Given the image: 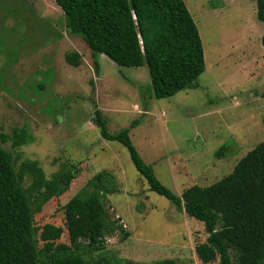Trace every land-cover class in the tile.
I'll use <instances>...</instances> for the list:
<instances>
[{"label": "rangeland", "instance_id": "obj_1", "mask_svg": "<svg viewBox=\"0 0 264 264\" xmlns=\"http://www.w3.org/2000/svg\"><path fill=\"white\" fill-rule=\"evenodd\" d=\"M184 1L199 30L205 70L196 86L156 98L147 90L146 65L122 66L99 54L95 71L89 47L67 32L55 0H0V132L25 126L34 137L14 150L9 143L1 146L18 152V162L36 160L47 178L62 168L78 170L68 191L44 203L34 223L64 227L56 242L69 244L66 202L101 171L111 173L117 186L104 200L111 239L95 246L80 240L79 246L49 252L39 242L42 262L79 255L88 264H153L166 258L202 264L195 246L206 239L203 222L150 190L127 148L103 139L92 121L100 109L115 133L138 119L130 138L176 195L218 181L264 139V23L256 17V1ZM69 51L81 55L79 66L66 62ZM223 146V155L216 156ZM230 254L235 261L234 251Z\"/></svg>", "mask_w": 264, "mask_h": 264}, {"label": "trees", "instance_id": "obj_2", "mask_svg": "<svg viewBox=\"0 0 264 264\" xmlns=\"http://www.w3.org/2000/svg\"><path fill=\"white\" fill-rule=\"evenodd\" d=\"M256 1V17L264 23V0ZM64 13L67 32L80 36L91 51L95 71L98 55L105 54L122 66L146 65L148 89L156 98L169 97L198 84L205 70L202 40L184 0H55ZM264 47V33L262 35ZM71 65L81 64L76 51L65 54ZM93 124L107 141H118L129 153L137 171L150 190L167 197L178 208L204 224L205 241L195 246L202 264H264V139L242 157L233 170L212 184H197L173 193L155 175L134 146L130 127L111 133L100 109L95 108ZM27 127L0 132V264H88L79 255H64L42 262L38 243L44 251H66L83 240L89 246L103 241L110 223L104 200L117 190L108 171L94 174L64 205L65 229L70 243L56 242L64 227L34 223V215L52 198L68 191L77 168H62L45 176L36 160L14 150L33 141ZM225 146L215 154L220 157ZM123 230V229H122ZM124 231V230H123ZM127 236V231H124ZM230 250L235 253L232 260ZM98 264H106L99 262ZM153 264H175L166 258Z\"/></svg>", "mask_w": 264, "mask_h": 264}, {"label": "built area", "instance_id": "obj_3", "mask_svg": "<svg viewBox=\"0 0 264 264\" xmlns=\"http://www.w3.org/2000/svg\"><path fill=\"white\" fill-rule=\"evenodd\" d=\"M117 217V220H118V223L122 226V227H125L126 225L124 224V221L123 219L120 218V216H116ZM122 223V224H121ZM106 241H109L111 238L109 236H105L104 238Z\"/></svg>", "mask_w": 264, "mask_h": 264}, {"label": "crops", "instance_id": "obj_4", "mask_svg": "<svg viewBox=\"0 0 264 264\" xmlns=\"http://www.w3.org/2000/svg\"><path fill=\"white\" fill-rule=\"evenodd\" d=\"M188 9H189L190 13L192 14L191 8H190V7H188Z\"/></svg>", "mask_w": 264, "mask_h": 264}]
</instances>
